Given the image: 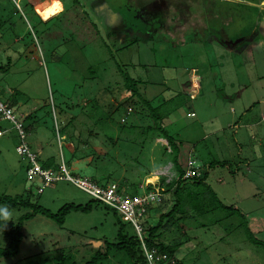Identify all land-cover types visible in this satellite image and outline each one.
I'll return each mask as SVG.
<instances>
[{"label": "rangeland", "instance_id": "374dc122", "mask_svg": "<svg viewBox=\"0 0 264 264\" xmlns=\"http://www.w3.org/2000/svg\"><path fill=\"white\" fill-rule=\"evenodd\" d=\"M162 1L53 0L42 8L48 0H0V97L26 117L40 160L97 183H119L129 193H142L147 183L160 187L159 174L176 152L183 168L191 163L200 173L210 162L231 160V169L217 166L208 179L226 209L214 208L205 184L187 183V214L169 215L176 199L164 194L149 219L156 225L164 216L157 239L178 247L169 264H264V38L235 52L213 32H198L206 33L202 41L186 33L179 42L161 29ZM252 2H262L264 17V0H199L214 13L205 17L207 26L219 30L230 22L229 33L258 20ZM240 140L251 158L248 170L240 163ZM17 142L14 132L0 137V196L23 195L52 213L92 201L68 182L41 188L38 178L30 180ZM8 211L5 223L28 212ZM120 222L135 234L102 204L88 214L72 212L62 226L38 215L26 223L20 254L0 264L65 255L83 264L118 241ZM245 226L261 244L247 239ZM102 264L131 262L112 249Z\"/></svg>", "mask_w": 264, "mask_h": 264}, {"label": "trees", "instance_id": "16d2710c", "mask_svg": "<svg viewBox=\"0 0 264 264\" xmlns=\"http://www.w3.org/2000/svg\"><path fill=\"white\" fill-rule=\"evenodd\" d=\"M152 115L156 121L159 120V116L156 115V113ZM29 126L26 125V129L30 133L31 131H30ZM162 134H164L167 140L171 139V137L166 135L165 132H163ZM178 153L179 152H176V154H174V156H172L171 158L173 160L172 161L173 165L178 172V176L174 180L168 183L165 182L164 177H161L159 179L160 180L159 188L163 194L173 195V197H175L176 199V203L173 206L172 212L169 213V215L178 211L181 215L184 216L185 214H187V211H188L185 206L187 199L183 197V195L187 193V190H186L187 183H191V186H195L197 184H200V185L205 184V181L209 177V171L207 169L206 171H203V173L201 172L200 177L183 179V175L185 174L186 170L185 168L183 167L181 168V166H179ZM41 163H42L43 168L57 169L53 161H52V164H50L47 162H43L41 160ZM231 164H232V161H231ZM231 164H230V160H225L222 163L218 161L210 162L208 166L209 168H211V166L214 168L217 166H220L223 168L226 167L228 169H231L232 168ZM206 187H207V192H208L207 195L214 196V197L208 198L210 202L214 203L213 204V206L215 205L214 208H225L226 209L225 206L220 204L213 190L207 185ZM151 189H152V186L150 185L147 190H151ZM192 198H193L192 194L190 193L189 199L191 201H193ZM95 203L99 204L93 200L88 202L85 205L67 203V204H64L56 213H52L49 210L45 209L44 207L34 204L28 199H25L23 195H15V196L2 195L0 196V207H6L10 211L18 209V208L28 210V212H26L25 214H23L22 216L18 218L17 222L5 223V221L0 220V239L2 238L5 241L3 245H0V263L12 260L20 254L23 243L25 241V226L28 221L40 215V216H44L52 220L54 223L58 224L59 226H62L65 223L66 218L69 214H71L72 212H80V213L88 214L93 210V206ZM192 206L197 209L198 207H200V204L192 202ZM228 208L233 210V208H230V207ZM152 211H153V208L149 210V213H148L149 215H148V219L146 222L147 225L145 227L146 243L148 244L149 247H156L159 253L166 254L168 256V260H169L168 262H170L172 255L175 254L178 247L177 246H173V247L166 246L157 239L158 230L161 228V223H162L164 216L160 218V221L156 225H152L149 219ZM245 230H246V237L248 240H250L252 243L256 245L261 244L252 236V233L248 230L246 226H245ZM117 240L118 241L116 243H106L105 251H103L101 248L97 249L96 252L91 256V258L83 264H102L104 261L108 260L109 253L112 249L118 253L124 254L129 259L131 264H148L145 259V256H144V253L141 247V243L138 237L135 234L129 235L126 231L125 224H122L121 222L119 223V229L117 232ZM72 259L73 257L71 255H65V256L55 258L54 261L53 260L50 261L49 259L47 260V258H42V260L38 262L30 263V261H28L25 264H75V263H72ZM161 263H163V261Z\"/></svg>", "mask_w": 264, "mask_h": 264}, {"label": "built area", "instance_id": "2783aa9c", "mask_svg": "<svg viewBox=\"0 0 264 264\" xmlns=\"http://www.w3.org/2000/svg\"><path fill=\"white\" fill-rule=\"evenodd\" d=\"M187 116L193 117L195 113L189 112ZM25 116L17 114L10 102L0 97V137L14 132L17 139L16 153L28 162L26 169L30 180L38 178L41 188L54 186L58 182H68L76 188L82 190L90 198L112 209L117 215L122 216L130 225L135 235L138 237L148 264H169L168 256L161 254L156 247H149L146 243L145 227L149 210L162 203L164 194L159 187L151 185L152 189L147 190L150 185L147 183L142 193H129L127 189L116 182L97 183L89 177L72 175L65 165L60 168H43L40 157L30 147L28 136L30 133L26 129ZM9 125V127H4ZM183 179L200 177L201 173L196 168H192L191 163L185 169ZM160 177L165 178L168 183L178 176L173 163H166L162 168ZM152 184V183H151Z\"/></svg>", "mask_w": 264, "mask_h": 264}, {"label": "crops", "instance_id": "0c3cea01", "mask_svg": "<svg viewBox=\"0 0 264 264\" xmlns=\"http://www.w3.org/2000/svg\"><path fill=\"white\" fill-rule=\"evenodd\" d=\"M48 1L49 2L46 5L42 6V8L48 6L51 2H53V0H48ZM252 3L251 4L249 3V5L254 6V10L257 12V16H259L258 20H256L253 23L246 24L244 29L241 28L239 30H236V32L234 33L228 32L230 31L229 29H227L230 26V22L225 23L223 26H226V27H222L219 30L210 29L207 26V22H206L207 20L205 19V17L207 15H212L214 13L212 11H208L209 8L207 5H210V4L206 3L203 7H201L199 4V0H173V1L170 0L167 3H165V1L163 0L162 4L166 5L165 11L163 13L162 8H159L161 9V12H158V14L161 18V24H162L161 29L165 32L175 33V36L179 37V42H183V41L186 42V37H185L186 33L188 34L193 33L191 34L193 38L190 36L189 39L191 40L193 39L195 41H202L207 38L206 36L207 32H213L215 33L220 43L223 46H225V48H228L230 52H235L240 47L242 48L245 46H249L250 44L252 45L256 40H258V38H261V37L264 38V17H262L259 12L260 10H263L262 2H252ZM52 5H54L55 9L58 11L57 6L54 3H52ZM42 13L44 12L42 11ZM60 13L61 11L58 12V14L55 17L59 16ZM37 16H39L38 11H37ZM41 19L46 22L50 20V19L45 20L43 18ZM111 26H113V15L110 13L109 27ZM198 32H202V33L206 32V33L203 36V38H201L200 37L201 35L199 36ZM254 125L255 124L252 121H248L245 123V126L249 128L250 130L252 127H254ZM238 127H239L238 124L234 125V127L231 126V128H234V129H238ZM256 138L257 137L255 136V134L252 133L250 140L256 141ZM257 144L258 145H255L256 151L263 148L262 141H257ZM238 146L240 149V155L243 156L242 160L240 161L241 166L246 165V168L248 170L251 164L250 162L251 158H248L245 155H243L244 148H245L244 140L243 141L240 140ZM166 161L167 163L169 162L173 163L172 159H167ZM178 163H179V166H181L179 162V158H178ZM182 167L183 166H181V168ZM213 169L214 167L211 166V168H209L208 166L209 177ZM209 177L205 181V185L209 186L212 189L210 183H208ZM219 182H223L221 177H219Z\"/></svg>", "mask_w": 264, "mask_h": 264}, {"label": "clouds", "instance_id": "9594fccd", "mask_svg": "<svg viewBox=\"0 0 264 264\" xmlns=\"http://www.w3.org/2000/svg\"><path fill=\"white\" fill-rule=\"evenodd\" d=\"M10 215L11 214L7 209L0 208V220L5 221V222H9L10 221Z\"/></svg>", "mask_w": 264, "mask_h": 264}, {"label": "water", "instance_id": "95a60500", "mask_svg": "<svg viewBox=\"0 0 264 264\" xmlns=\"http://www.w3.org/2000/svg\"><path fill=\"white\" fill-rule=\"evenodd\" d=\"M97 242H92L93 245H96Z\"/></svg>", "mask_w": 264, "mask_h": 264}]
</instances>
